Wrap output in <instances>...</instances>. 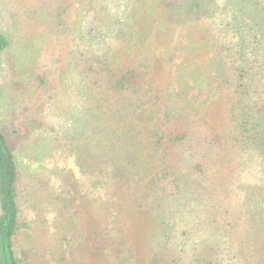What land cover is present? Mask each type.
<instances>
[{
    "label": "trees",
    "instance_id": "16d2710c",
    "mask_svg": "<svg viewBox=\"0 0 264 264\" xmlns=\"http://www.w3.org/2000/svg\"><path fill=\"white\" fill-rule=\"evenodd\" d=\"M216 1L207 3L206 11L212 15L217 13L211 9ZM225 1L228 6L224 8L223 18L205 16L201 22L195 19L176 30L187 38L184 46L193 47L185 53L188 61L181 62V66L185 65L180 79L188 83L187 73L189 79L201 85L200 90H207L204 99L188 102L190 110L176 113L165 105L151 112L156 118L152 116L153 121L147 124L120 123V114L137 111L142 116L147 110L139 105L111 111L105 100L112 92L138 93L157 61L138 44H114L108 25L103 36L88 32L92 34L91 41L105 36L107 42L102 48L89 47V57L100 60L80 71L91 78L96 74L97 80L93 83L90 78L84 80L79 71L73 75L74 61L63 62L65 94L57 95L67 96L71 106L65 116L69 123H65L64 138L62 142L41 138L42 142L38 139L33 147L45 150L44 155L54 161L61 154L69 159L73 157V140L80 146L82 153L75 158L73 168L43 163L51 171L61 173L60 177L75 173V169L79 173L74 182L64 177L68 180L63 185L65 189L58 187L46 199L52 204L53 196L65 208L69 205L72 216L81 225L83 216H92L93 221L83 225L88 235L85 232L82 235L89 237L87 248L84 247L95 262L98 258L102 264H112L110 260L116 256L117 264H128L130 257L140 264H264V0ZM62 7L56 16H49L57 17L51 23L52 28L60 27L58 17L70 18L69 6ZM78 25L65 29L62 35L80 47ZM81 25L84 26L83 22ZM121 25L118 21L114 29L118 37L119 26L125 35L132 27L138 30L134 36L138 38L142 34L140 26L130 20ZM190 28V33L180 32ZM84 32L85 29L80 34L85 38ZM47 35L40 33L38 41ZM227 41L230 46H226ZM11 44L9 34L0 31V57ZM131 48L133 51L137 48L134 54H130ZM210 51L216 54L214 62L200 80L203 61H193ZM129 54L134 59L132 63ZM167 60H174V56ZM182 93L187 94L186 87H181L178 94ZM12 134L0 127V264H28L30 251L20 246L19 238L23 225L20 166L11 144ZM39 163L36 159V164ZM125 172L142 204L133 203L132 191L129 195L133 199L129 195L119 196L121 184L115 179ZM103 175L108 177L109 187L114 188L113 195L108 191V197L96 193L104 194L98 186ZM164 180L172 181L174 188L171 191L165 188L154 203L146 201L156 191V184ZM84 204L90 205L91 210L85 211ZM108 217H113L114 222L105 221ZM140 226L144 228V237L133 238L130 230L141 232ZM214 228L220 229L222 236L217 237L219 233ZM120 239H123L121 243ZM117 245L121 251L131 253L130 257L113 250Z\"/></svg>",
    "mask_w": 264,
    "mask_h": 264
},
{
    "label": "rangeland",
    "instance_id": "374dc122",
    "mask_svg": "<svg viewBox=\"0 0 264 264\" xmlns=\"http://www.w3.org/2000/svg\"><path fill=\"white\" fill-rule=\"evenodd\" d=\"M210 1L213 0H0V31L9 34L12 39L11 46L0 57V127L7 134L17 132L15 135L12 134L11 144L18 154L20 166L18 183L23 225L19 238L22 241L20 246L30 251L28 264H102V260L98 258L96 262L94 261L91 253L86 249V238L89 237L82 235L83 232L88 235V230L83 225L93 221L92 216H83L81 225L79 219L75 215L72 216L69 205L65 208L63 203H57L53 196L51 197L52 204L46 199V196L49 193L53 195L58 187L65 189L63 185L68 182L67 179L74 182L75 178L79 177V173L75 169V173L71 172L60 177L61 173L51 171L50 166L43 163L53 162L57 167L73 168L76 165L74 160L81 152L80 146L73 140L71 148L73 157L69 159L61 154L54 161H50V157L44 155L45 150H35L33 147L38 139L40 143L42 142L41 138L52 142L56 140L59 142L60 139L62 142L64 138L65 123H69L65 116L69 114L68 109L71 106L66 95V98L57 95L58 93L65 94L63 85L66 76L62 72L66 68L63 62L74 61L71 72L73 75L85 67L92 66L94 60L98 63L97 60L100 59L90 58L87 51L89 47L93 48L96 45L98 48L105 47L104 43L107 41H105V36L103 38L102 36L108 25L110 26L108 33L111 32L110 38L114 44H138V47L146 49L145 52L151 54L153 61H157V65L146 74L138 93L112 92L111 97L105 100L106 106L111 111L125 107L130 109L132 106L138 108L139 105L144 107L141 109L147 110L142 116L137 111L135 114H120V123L135 125L142 122L147 124L153 121L152 116L156 118V114H151V112L163 109L165 105L171 106L170 111L175 110L176 113L190 110L188 102L204 99L207 90H200L201 85H196L193 78L189 79L190 76L187 73L186 79L190 80L188 83L180 79L183 77L182 67L185 65L182 63L181 66V62L188 61L184 57L185 53L189 48L193 50V47L184 46L188 40L176 30L179 26L189 24L195 19L201 22L205 16L223 18L224 8L228 6L226 1L217 0L216 5L211 6L213 12L217 11L213 15L206 11L207 3L209 4ZM63 4L69 6L67 15H70V18L58 17L57 25L61 24L60 27L52 28L51 23L57 17L50 19L49 16H56L58 10H63ZM195 4H200L201 7H194ZM40 15H45V18H40ZM122 20L137 23L142 34L138 38L134 36L138 34V30L132 27L128 30V35H125L124 30L121 29ZM149 20L153 24H149ZM118 21L121 25L118 28L119 37L114 32ZM82 22L84 26L81 25ZM76 25H78L77 31H80L77 37L78 42L82 43L80 47H77V44L72 45L69 38L65 37V34L62 35V31L74 29ZM84 29L85 38L80 34ZM190 30L191 28L183 29L180 32L185 35L187 31L190 33ZM88 32L102 36L98 37L97 41H91L92 34ZM262 32L264 33V29ZM40 33H49V37L47 35L46 39L39 42ZM31 35L35 38H31ZM226 44L230 46L228 41ZM136 49L133 51L131 48L130 54H134ZM28 50L33 54L31 57ZM130 54L128 55L129 63H132L134 59ZM172 55L174 60H167ZM213 55L216 54L210 51L208 54L196 56V60L193 61H203L204 67L200 71V80L208 73L210 64H213ZM217 56L222 58V56ZM151 64L152 62H149L150 66ZM80 73L82 79L90 78L91 83L98 79L96 74H92L91 78ZM181 87H186V95L178 94ZM180 96L185 98L182 100ZM131 129L134 130V128ZM63 142L71 144L70 141L64 139ZM33 157H36L40 163L36 164V159L33 160ZM100 179L101 185L98 184L100 191L104 194L107 192V195L96 193L102 197L110 196L109 193L114 188L109 187L108 177L103 175ZM115 180L121 184L119 196L125 198L132 191L134 199L132 194L129 198L135 201L133 203L142 204L135 188L129 185V176L126 172L120 173ZM88 181L90 182V179ZM173 185L174 183L170 180L160 181L156 184V191L150 194L146 201L152 203L165 188L171 191L174 188ZM126 206H131V204H126ZM83 208L85 211L91 210L90 205L84 204ZM149 211L151 212L150 209ZM152 214L155 213L152 212ZM112 218L108 217L105 221L113 223ZM98 221L99 225L103 224L101 219ZM221 224H223L222 221ZM142 229L144 228L140 226L139 231L143 232ZM214 230L219 233L217 237L222 236L223 232L220 229L214 228ZM141 232L134 233L130 230L133 238H143L144 232ZM122 241L123 239H120V243ZM103 243L106 246V242L102 241ZM112 248L117 252H125L121 251L118 245ZM125 254L128 257L131 255L128 252ZM115 257L110 260L112 264L118 263ZM133 262L136 263L134 257L127 259L128 264H133Z\"/></svg>",
    "mask_w": 264,
    "mask_h": 264
}]
</instances>
